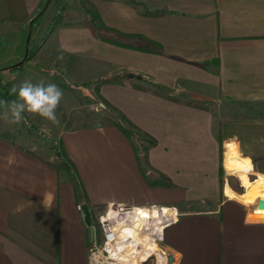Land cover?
<instances>
[{"label": "crops", "instance_id": "1", "mask_svg": "<svg viewBox=\"0 0 264 264\" xmlns=\"http://www.w3.org/2000/svg\"><path fill=\"white\" fill-rule=\"evenodd\" d=\"M90 1L101 29L89 19L58 20L29 59L14 62L22 67L13 72H22L24 81L26 70L49 75L54 69L37 61L48 56L72 83L89 68L101 70L97 78L118 77L123 83L100 84V95L155 137L148 161L174 184L148 186L116 126H61L57 137L93 209L110 202L178 206L216 199L217 120L222 136L249 160V179L264 180V0ZM43 2L0 0V25H29ZM160 9L167 12L148 13ZM121 40L130 46L117 44ZM48 42L51 49L41 52ZM15 128L0 130V264H88L85 222L71 183L35 155H41L32 145L38 137ZM178 211L162 230L169 264H264V220L249 218L237 201Z\"/></svg>", "mask_w": 264, "mask_h": 264}, {"label": "rangeland", "instance_id": "2", "mask_svg": "<svg viewBox=\"0 0 264 264\" xmlns=\"http://www.w3.org/2000/svg\"><path fill=\"white\" fill-rule=\"evenodd\" d=\"M82 1L83 0H44L45 3L41 5V7L38 9V11H36V13H34V16H32L33 21H31L29 25L20 26L15 23L0 25V82L8 85L12 89V87H17L24 81V76L22 72H13V70L15 69H11L8 66L11 64H17L18 62H14L19 57H21L25 61L33 55L36 48L44 41L48 32L53 28L54 25L51 26L50 30L48 31L49 22L51 21L54 15L58 14L57 9L60 6L62 7L61 12L58 15V20L60 22H84V20L87 21V19L91 21L90 15L87 9L85 8V4H82ZM94 7L96 8L95 5ZM99 17L101 19L100 14ZM101 27L102 26H96V28L98 29H101ZM115 31L117 34L116 38L124 39V36H120V33L117 30ZM121 41H117V44L119 43L122 46H130L129 43H124L123 41ZM50 46L51 45L48 42L47 44H45V47L41 50V52L49 51L51 49ZM48 55L51 54L48 53ZM39 58H37L39 68L48 67L54 70H50L49 75H39L30 70H26V80H30L33 84H37L41 81H43L45 84L54 83L59 88L61 87L57 84V82H61L62 84L68 86L69 88H61L63 90V98L61 100V103L65 111L67 113H70V122H73V124H100L103 123L106 118H110L116 115V112L114 110L106 109L105 107H103L104 104L96 95L92 83L81 85L84 80L92 81L97 78L101 70L95 71L96 68L81 70L80 74L76 76L77 82L72 83L70 82V79L75 80L74 77H70V74L67 70H64L62 65L59 66V63H56V65H54L50 61L48 56L44 58L41 57L40 59ZM20 64L21 68L22 62ZM72 67V65L69 66V69L71 71L73 70ZM3 111L4 109L0 108V130L7 131L8 127L13 126L14 128L16 127L15 131L19 132L20 130H22L23 126H25L26 131L31 134V139L35 137L39 138L38 144L32 145L35 146L33 147L35 151L40 152L41 155H49V150L47 149L48 140L43 139L38 131L44 132L46 135H48L49 138H53L57 137V132L61 126H67L65 125V122L57 115L56 116L59 121L58 124H54L51 121L39 116L36 123L34 124L38 131H35L34 126L26 124L24 120H22L19 124H11L5 122L2 118ZM134 140L135 143L138 145L142 143V140L140 139L139 135H136L134 137ZM228 140L232 139L229 137L222 136V148L220 156H218L217 166L216 199H213V197L211 199L207 197H201L198 199L185 201L182 204H179L178 206H169H174L177 210H188V212L191 210H211L216 208L223 199L228 198L229 200H235L240 203L245 208L246 212H248L249 218L264 220V217L258 216L259 213L264 214L261 212L264 211V208L259 209L256 207V200L261 196L257 195V198L255 197L251 201V203L244 202L240 195L245 193L247 189L246 187H244L246 183H242L240 181L242 173H240V171H230L226 169L223 165L224 150L226 148L225 143ZM25 143L29 144L27 141H25ZM238 155L243 157L245 156L243 153L239 152V150ZM247 176L250 179L253 178V175L249 172L247 173ZM225 187H227L234 195L229 196L228 194H226V191L224 190ZM259 192L264 193V191L261 190H259ZM79 210L81 211V207ZM99 210L101 211L103 210V208H100ZM252 210L253 213H251ZM88 226H92V224H88ZM97 231H99V227H97Z\"/></svg>", "mask_w": 264, "mask_h": 264}, {"label": "trees", "instance_id": "3", "mask_svg": "<svg viewBox=\"0 0 264 264\" xmlns=\"http://www.w3.org/2000/svg\"><path fill=\"white\" fill-rule=\"evenodd\" d=\"M45 2L42 3V5ZM82 4H85V8L87 9L91 21L94 23L95 26H103L101 19L99 17L97 9L94 7V5L88 1L83 0ZM61 6L57 9L56 15L53 16L51 21L48 25V31L50 30L51 26H53L57 20L58 15L61 12ZM167 11L164 9L151 11L148 13L157 15V14H163ZM33 21V18L31 19ZM119 44V43H118ZM20 63L18 64H11L8 67L11 69H18L20 68ZM73 68V67H72ZM74 69V68H73ZM107 82H117V83H123L122 80H120L118 77L109 76V77H98L92 81H84L81 83V85H86L88 83H92L95 89L96 95L99 97V99L103 102L106 109H112L116 112V115L110 118H106L103 122V124H112L116 126L124 135L125 137L130 141L133 151L135 153L136 159L138 161V164L140 166L141 172L144 176V179L146 181V184L148 186H173V182L171 179L160 170L154 168L148 161V149L156 144V139L154 136L149 134L148 132L141 129L139 126H137L132 120H130L125 114H123L119 109L114 107L112 104H110L106 99H104L100 94L98 87L102 83ZM12 89L6 85L0 82V100L3 101H12L16 99V95L12 93ZM177 100H180V102H188V104L193 105H199L200 102L194 101V100H184L179 99L178 97L175 98ZM203 106H205L203 104ZM24 121L26 120V124H30L34 126L35 131H38L36 129V126L34 125L39 117V115H34L25 112L24 114ZM56 115L60 117L64 122L66 128H73L76 127V124H73V122H70V113H67L60 101V104L58 108L56 109ZM72 123V124H71ZM43 139L48 140L47 149L49 150V155H40L35 154L37 157L42 159L43 161H46L48 164H50L58 174L62 175L63 177L67 178L69 182L72 185L73 188V194L74 199L76 203L80 204L81 202H85L89 207L90 212V224H93L95 226V231L97 233V227L98 222L95 216V211L93 209V206H91L86 198V195L83 190V186L78 174L77 167L71 157L69 156L62 139L60 137H53L49 138L48 135H46L44 132L38 131ZM216 140L218 143V156H220L221 148H222V130H221V122L217 120L215 122V128H214ZM136 135L140 136V139L142 140L141 144H136L134 137ZM86 233H87V247L91 244V241H89V226L85 224Z\"/></svg>", "mask_w": 264, "mask_h": 264}, {"label": "built area", "instance_id": "4", "mask_svg": "<svg viewBox=\"0 0 264 264\" xmlns=\"http://www.w3.org/2000/svg\"><path fill=\"white\" fill-rule=\"evenodd\" d=\"M77 207L80 209V205ZM102 208L101 211L94 210L99 231L96 233L92 224L93 236L87 250L88 264H140L149 257H153L152 264H169L168 252L161 241L163 228L179 214L174 206L110 202ZM142 209L147 213H141ZM164 209L171 211L166 213L168 211ZM141 253V258L138 257L136 261L131 259Z\"/></svg>", "mask_w": 264, "mask_h": 264}, {"label": "clouds", "instance_id": "5", "mask_svg": "<svg viewBox=\"0 0 264 264\" xmlns=\"http://www.w3.org/2000/svg\"><path fill=\"white\" fill-rule=\"evenodd\" d=\"M11 91L16 95V99L0 100V107L4 109L2 118L5 122L19 124L24 120L23 114L27 112L39 115L54 124L59 123L56 109L63 98V90L56 84H45L43 81L33 84L30 80H25L18 87L14 86Z\"/></svg>", "mask_w": 264, "mask_h": 264}, {"label": "bare ground", "instance_id": "6", "mask_svg": "<svg viewBox=\"0 0 264 264\" xmlns=\"http://www.w3.org/2000/svg\"><path fill=\"white\" fill-rule=\"evenodd\" d=\"M226 148L224 151V162L223 165L226 169L232 170V171H240L242 173L241 176V182L246 183L244 187H246L247 191L240 196L242 197V200L244 202H250L257 196V195H264V193L259 192V190L264 191V180L257 179L251 181L248 176L247 172L250 169V162L247 158H243L238 155L237 151L234 148L233 143L227 142L225 144ZM226 191V194L229 196L234 195L227 187L224 189ZM257 198V197H256ZM258 208V207H257ZM260 209V208H259ZM165 211H168L166 213H169L171 210L170 209H164ZM141 213H147L144 209L140 211ZM159 216V214H158ZM152 245L151 243H149ZM129 249V247H128ZM130 255V254H128ZM143 254L141 253L139 256H133L131 259L133 261H136L139 258H141ZM127 258H129L127 256Z\"/></svg>", "mask_w": 264, "mask_h": 264}, {"label": "water", "instance_id": "7", "mask_svg": "<svg viewBox=\"0 0 264 264\" xmlns=\"http://www.w3.org/2000/svg\"><path fill=\"white\" fill-rule=\"evenodd\" d=\"M132 76H133L132 73H127V77H132ZM80 207H81V211H82V214H83V221L87 225L90 224V212H89L88 205L85 202H81L80 203ZM256 207L264 208V197H259L256 200ZM92 236H93V228H92V226H89V238H90V241L92 240Z\"/></svg>", "mask_w": 264, "mask_h": 264}]
</instances>
